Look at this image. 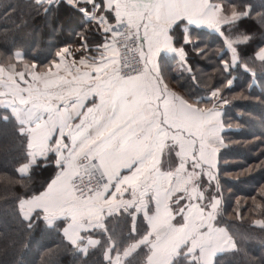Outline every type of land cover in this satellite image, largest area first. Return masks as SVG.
<instances>
[{
    "label": "snow or ice",
    "instance_id": "1",
    "mask_svg": "<svg viewBox=\"0 0 264 264\" xmlns=\"http://www.w3.org/2000/svg\"><path fill=\"white\" fill-rule=\"evenodd\" d=\"M61 3L79 30L46 63L15 42L0 49V124L14 152H5L13 163L0 165V184L22 189L14 214L24 229L55 233L80 264L92 255L98 264H220L241 251L253 237L225 219L226 178L264 169V152L232 172L222 149L239 143L231 136L241 126L227 120L234 73L254 79L256 61L264 73V0L259 11L248 0L31 7L51 26ZM15 12L8 5L3 16ZM190 56L208 57L219 79L202 83ZM232 215L264 232V185L243 204L236 197Z\"/></svg>",
    "mask_w": 264,
    "mask_h": 264
},
{
    "label": "trees",
    "instance_id": "2",
    "mask_svg": "<svg viewBox=\"0 0 264 264\" xmlns=\"http://www.w3.org/2000/svg\"><path fill=\"white\" fill-rule=\"evenodd\" d=\"M248 2L255 10L261 9L262 0ZM8 5H15L16 12L13 16L4 18L3 12ZM61 24L62 29L59 32L54 31L57 25ZM78 25V17L73 15L71 8L64 3L52 12L49 26L46 18L36 17L31 0H0V49L10 47L15 42L22 46L27 58L39 63H46L64 42L74 40L75 37L71 33L79 30ZM251 26V22L246 25ZM259 42L260 38L257 36V39L244 49L245 55L253 54ZM205 43L209 48L216 46L211 38ZM190 59L202 83L210 84L219 79L220 74L213 71L215 64L208 57L190 56ZM251 66L256 70V77L253 79L249 73L237 71L234 73V86L228 95L230 105L227 120L234 126H241L240 130L231 136L232 140L239 143L229 144L226 149H222L224 158L229 161L223 167L232 172L256 165L261 158L260 153L264 152V103L256 99L264 98V73L259 69V61ZM181 75V72L173 74V81ZM249 83L253 85L251 89L247 88ZM5 152L14 154L10 130L0 124V165L7 163L10 168L13 163L12 155L6 156ZM40 178L38 175L37 181ZM261 185H264V169L259 167H252L246 173L226 178L225 219L229 224H235V231L250 234L253 238L241 244V251L221 256L220 264H264V232L251 226L247 215L243 220L232 215L236 197H240L243 204ZM228 188H231V191H228ZM21 192L19 187L7 189L0 184V264H80L79 258L64 248L55 233L42 230L28 233L24 229L14 214L15 196ZM85 264H98V256L88 257Z\"/></svg>",
    "mask_w": 264,
    "mask_h": 264
},
{
    "label": "crops",
    "instance_id": "3",
    "mask_svg": "<svg viewBox=\"0 0 264 264\" xmlns=\"http://www.w3.org/2000/svg\"><path fill=\"white\" fill-rule=\"evenodd\" d=\"M181 70L176 66V65H173L172 68H171V76L173 74H178L180 73ZM177 85L175 83H173V87H176Z\"/></svg>",
    "mask_w": 264,
    "mask_h": 264
}]
</instances>
